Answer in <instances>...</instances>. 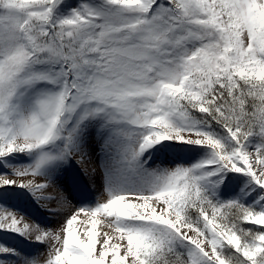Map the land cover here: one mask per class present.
<instances>
[{
  "label": "snow or ice",
  "instance_id": "obj_1",
  "mask_svg": "<svg viewBox=\"0 0 264 264\" xmlns=\"http://www.w3.org/2000/svg\"><path fill=\"white\" fill-rule=\"evenodd\" d=\"M93 140L106 199L55 230L0 203L48 248L0 264H264V0H0V189L68 203Z\"/></svg>",
  "mask_w": 264,
  "mask_h": 264
},
{
  "label": "bare ground",
  "instance_id": "obj_2",
  "mask_svg": "<svg viewBox=\"0 0 264 264\" xmlns=\"http://www.w3.org/2000/svg\"><path fill=\"white\" fill-rule=\"evenodd\" d=\"M159 157V153L157 154ZM172 156V157H171ZM196 156L194 151H185L180 154L178 161H190ZM168 158L171 160L173 154H169ZM78 157L73 158V163L67 167L66 170L69 171L67 174H71V178L68 179V184L70 188L76 192V190L84 191L85 196L77 197L76 200H72L68 196L67 191L65 192L64 186L57 180L53 185H51L46 191L45 195L53 196H67L68 203L58 204L56 201L37 202L33 197L26 194L23 190L19 188L10 189H0V203L7 200L10 203L9 211H15L17 217H24V220L30 224L39 223L40 225L51 228L53 230L58 229L61 224H63L64 219L69 215L75 208L79 207L81 202L84 204H94L97 197L103 202L106 196L100 195L103 192L102 186V172L101 162L105 159L104 154L100 151L98 144L93 140L88 148V157L85 158L84 163H76ZM158 161V160H157ZM156 161V162H157ZM93 169L95 170L93 172ZM65 172V171H64ZM64 174V173H63ZM16 179L18 182L23 179L25 183L29 180H34L36 183L44 182L43 178H34L31 176L25 177H11ZM60 177V181H61ZM77 183L76 185H74ZM40 193H37L39 195ZM79 195V194H78ZM81 220H86L87 217L83 215ZM103 220V217L100 218ZM106 223V222H105ZM78 229H82L84 225L77 224ZM101 237L103 231L108 230L105 224L102 223L98 226ZM115 242V241H114ZM0 243H3L9 247H14L19 250L22 255L26 256H38L41 260L46 258L48 248L46 245H40L34 242L33 238H25L18 234L0 231Z\"/></svg>",
  "mask_w": 264,
  "mask_h": 264
},
{
  "label": "rangeland",
  "instance_id": "obj_3",
  "mask_svg": "<svg viewBox=\"0 0 264 264\" xmlns=\"http://www.w3.org/2000/svg\"><path fill=\"white\" fill-rule=\"evenodd\" d=\"M69 2H73V0H69ZM172 157V156H171ZM170 158L169 156L167 157V159ZM179 162V161H178ZM181 162V161H180ZM183 162V161H182ZM230 191V190H229ZM1 203H7V201H2ZM190 235H194V233H189Z\"/></svg>",
  "mask_w": 264,
  "mask_h": 264
}]
</instances>
